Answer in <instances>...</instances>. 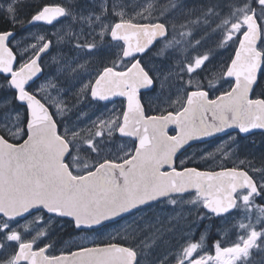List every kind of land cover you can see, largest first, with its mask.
Wrapping results in <instances>:
<instances>
[{
	"label": "snow or ice",
	"instance_id": "obj_1",
	"mask_svg": "<svg viewBox=\"0 0 264 264\" xmlns=\"http://www.w3.org/2000/svg\"><path fill=\"white\" fill-rule=\"evenodd\" d=\"M21 3L0 0L13 28L62 26L26 45L0 27V264H257L264 166L239 159L227 130H264V0H62L27 21ZM65 41L82 55L45 65ZM114 98L123 102L108 110ZM85 100L99 115L81 127L69 113ZM221 133L215 151L177 164L189 142ZM154 204L191 205L209 223L149 262L165 231L144 213ZM63 218L82 235L57 249ZM110 225L106 241L89 238ZM213 227L220 238L208 246Z\"/></svg>",
	"mask_w": 264,
	"mask_h": 264
},
{
	"label": "rangeland",
	"instance_id": "obj_2",
	"mask_svg": "<svg viewBox=\"0 0 264 264\" xmlns=\"http://www.w3.org/2000/svg\"><path fill=\"white\" fill-rule=\"evenodd\" d=\"M35 1L36 0H22V3L20 5V11H19V16L21 18H23L24 15H26V13H29L30 10L33 9L32 4H34ZM184 1H186V4L189 7H191L192 4L194 3V0H184ZM76 2L81 6L89 4V0H76ZM23 5H27V7L25 8L23 7ZM38 25H44V24H38ZM45 26L46 27L40 30L33 31V32L27 31L26 36L18 39L17 41H24L26 45L29 42H34L32 40H26L25 38L27 37L36 36L37 34H45V33L51 34L50 29H48L50 27L48 25H45ZM61 26L56 27L55 31L58 28L60 29ZM54 41H55V37H54ZM211 43H212V40L210 38L207 44L205 45V47L210 46ZM65 45L71 47V54H69L68 51H66ZM58 54L64 55L69 60L75 58L78 55H82L81 53L73 51L72 44L65 41V43L60 44L58 47L57 46L55 47V49L50 54L48 63L46 65H48L51 62V59L53 56H57ZM228 54L229 53L225 52L222 55L218 56L217 62L220 59L225 58ZM84 59H89V58L85 57ZM91 59L94 60L95 58H91ZM156 60L157 62H159L160 58H156ZM81 62H83V60H81ZM164 64H165V67H167L168 62L165 61ZM90 67L94 68L95 63L90 65ZM61 84H63V80H61ZM224 87L226 88L227 85L225 84ZM74 92L75 90H73V92L71 93V102H73L74 100ZM53 95H55L54 90H53ZM66 99L68 100V96L66 97ZM113 107L119 108L120 104L109 105L108 110H111ZM97 115H99V112L97 111V106H95L94 104H90L89 101L85 100L81 104H79L78 107L73 110V112H71V119L72 121L77 122V116H79L78 123H80V126L87 127L90 124V119H95ZM234 138H235V143L230 144V149L236 154V156L239 159H242V160L246 159V160L252 161L257 168L264 166V135H255L254 137L247 139V140H239L236 137ZM216 148L217 147L200 148L199 151L189 152L186 155V157L191 158L193 154H196L198 158L201 151L207 150L211 152V151H215ZM225 150L227 151L229 149H225ZM164 208H165V211H156V212L146 213L149 217L153 218L154 220L158 218V220L163 224V227L165 229L163 233V239L160 242H158L154 250H152L151 254L148 256L149 262H154L156 261L158 257L162 258L166 253H169L171 249H173L176 245L179 244L180 237L183 234H185L189 228H191L192 233H194L196 224H198V221H199L196 215V212L192 210L191 205H187V204L177 205V206L165 205ZM181 216L183 218H181Z\"/></svg>",
	"mask_w": 264,
	"mask_h": 264
},
{
	"label": "flooded vegetation",
	"instance_id": "obj_3",
	"mask_svg": "<svg viewBox=\"0 0 264 264\" xmlns=\"http://www.w3.org/2000/svg\"><path fill=\"white\" fill-rule=\"evenodd\" d=\"M59 2H62V0H36L34 4H32V7L33 9L30 10L29 13H26V15H24L23 19L25 21H27L28 19H30V16L40 7H42L44 4H48V3H59ZM168 0H159V3L160 4H165L167 3ZM184 3H186V1L183 0ZM23 7H27V5H23ZM63 24H67L68 21L67 20H63L62 22ZM11 25V24H10ZM62 24H56L55 25V28H53L52 26H49L50 28V33L52 34L53 32H56L55 29L56 27H59L61 26ZM46 27L45 25H25V26H15L14 28L12 27L11 25V29L17 33V36H16V39H20L24 36H26V32L27 31H36V30H40L42 28ZM49 34V35H51ZM54 41V36L51 37ZM54 45H55V41H54ZM56 46H54L48 53V55H45L43 57V61H44V64L46 65L48 63V60H49V56L50 54L52 53V51L55 49ZM71 48V47H70ZM69 54H71V50L68 52ZM68 101L69 103H71V93H69L68 95ZM123 102V99H119V100H116V103L115 104H120ZM105 102H101V104H104ZM107 103V102H106ZM109 105H112V103H108V106ZM69 116L71 117V113H69ZM169 134H174L172 132V130H169ZM232 137H236L238 138L239 140H247V139H250L252 137H254L255 135H264V133H255V134H252V135H249L247 137H242L241 135H239L238 133H231L230 134ZM222 141H228V136L225 135V136H217L215 137L214 139L210 140V141H207L205 143H200V144H195L189 148H187L186 150H184L183 152H181L180 154L177 155V164L179 165V161L181 159H185L186 155L189 153V152H192V151H199L200 148H215V147H218L221 145V142ZM227 163V166L228 167H231L232 166V162H226ZM189 166H194V165H189ZM201 167H203V164H200ZM257 203L258 204H264V201H261L259 199H257ZM156 211H165V208L164 206L162 205H156L154 204L151 208H145L144 209V213H151V212H156ZM143 213H136L134 212V215L131 216V217H126V219H132L133 217L135 216H138V215H141ZM125 221L124 220H121L120 221V224H123ZM209 223V221L207 220H204V221H201L199 220L198 221V224H196V228H195V232L193 233L194 236H195V239H199V236L200 234L204 231V227L205 225H207ZM215 224H220V221L217 219L215 220ZM115 226H112L110 225L108 228L106 229H101L99 232L97 233H89V238L90 239H97V240H100V241H106L107 240V237H108V233L112 232L113 231V228ZM80 235H82L81 233L78 232V230H76L74 228V226L70 223V219L69 218H63L61 219L58 223L54 224L53 225V239H55L57 241V249H61V248H64L66 249L68 247V244H64L63 242H71L73 239L79 241V238H80ZM220 238V235H218V231H217V228L216 227H213L211 229L210 232H208V240H207V244L208 246H210L212 243L215 242L216 239H219ZM235 236L233 235L232 231L229 230L228 231V235L226 237V239H234ZM72 250H76L75 247L72 248ZM56 254H59V251H57ZM253 259L257 262V264H259V262L261 260H264V254H258V253H254V256H253Z\"/></svg>",
	"mask_w": 264,
	"mask_h": 264
},
{
	"label": "water",
	"instance_id": "obj_4",
	"mask_svg": "<svg viewBox=\"0 0 264 264\" xmlns=\"http://www.w3.org/2000/svg\"><path fill=\"white\" fill-rule=\"evenodd\" d=\"M38 24H43V23H38ZM38 24H36V25H38ZM44 25H46V24H44ZM48 26H50V25H48ZM119 99H123V98H114L115 101L119 100ZM173 127L174 126H170L169 130H171ZM227 131H228L229 134L238 133L242 137H247V136L255 134V133H264V130H262V129H253L250 133H239L238 129H229ZM217 136H225V134L221 133V134H218ZM217 136H214V137H211V138H204L203 140L191 141V142H189V145H186L185 148L181 150V152H183L184 150H186L187 148H189V147H191V146H193L195 144H200V143H205L207 141H210V140L214 139ZM181 152H179L178 154H180Z\"/></svg>",
	"mask_w": 264,
	"mask_h": 264
},
{
	"label": "trees",
	"instance_id": "obj_5",
	"mask_svg": "<svg viewBox=\"0 0 264 264\" xmlns=\"http://www.w3.org/2000/svg\"><path fill=\"white\" fill-rule=\"evenodd\" d=\"M0 27L11 28V25L6 22L3 16H0Z\"/></svg>",
	"mask_w": 264,
	"mask_h": 264
},
{
	"label": "bare ground",
	"instance_id": "obj_6",
	"mask_svg": "<svg viewBox=\"0 0 264 264\" xmlns=\"http://www.w3.org/2000/svg\"><path fill=\"white\" fill-rule=\"evenodd\" d=\"M29 26H30V25H29ZM65 47H66V51L69 52V50H71V48H70L69 46L65 45Z\"/></svg>",
	"mask_w": 264,
	"mask_h": 264
}]
</instances>
